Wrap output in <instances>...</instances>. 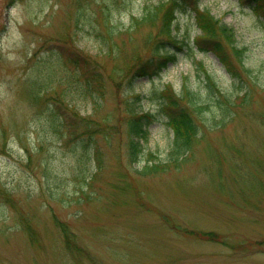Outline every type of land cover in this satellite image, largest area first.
Masks as SVG:
<instances>
[{"label": "rangeland", "instance_id": "obj_1", "mask_svg": "<svg viewBox=\"0 0 264 264\" xmlns=\"http://www.w3.org/2000/svg\"><path fill=\"white\" fill-rule=\"evenodd\" d=\"M156 1L0 0V264H264V70L240 73L243 97L214 52L200 50L189 14L180 28L195 47L173 48L177 61L157 68L164 8L144 16ZM201 3L233 29L244 65L260 67L264 11ZM141 65L145 75L129 84ZM207 71L235 97L230 115L204 109L206 126L178 167L138 174L143 162L126 153L131 110L158 113L142 143L165 165L172 130L148 92L185 82L203 96ZM136 93L137 108L127 102ZM240 147L244 159L232 156Z\"/></svg>", "mask_w": 264, "mask_h": 264}, {"label": "trees", "instance_id": "obj_2", "mask_svg": "<svg viewBox=\"0 0 264 264\" xmlns=\"http://www.w3.org/2000/svg\"><path fill=\"white\" fill-rule=\"evenodd\" d=\"M254 3H258L261 9H264V0H247ZM153 5L155 7H153ZM198 0H158L156 2H150L145 4L146 14L148 19H153L157 15V11L160 7L164 8L163 22L160 32L166 34L163 39H156L154 42V51L159 54L160 51H164L155 60V66L162 69L166 62H175L178 59V52L173 48L184 47L186 49H193L191 43V32L185 30L181 32L179 18L180 15L189 14L194 18V24L200 30L198 39L201 42L200 50L211 49L223 62L227 70L230 71L234 77V85L241 91H243V97L248 94L247 84L240 73L250 76L255 70H264V61L260 67L244 65L242 58L243 48L237 45L235 34L233 29L219 22L218 18L215 17L208 8L200 6ZM148 14V15H147ZM134 18V17H132ZM174 31V32H172ZM111 35V30L108 31ZM168 45H166V41ZM194 42V41H193ZM195 44V43H194ZM178 46V47H177ZM194 46V45H193ZM232 58H235V63ZM149 62V60L147 61ZM145 65H141L134 75L143 76L145 74ZM159 71V70H158ZM253 71V72H252ZM209 78V85L207 91L203 94L206 98L204 99L200 90H191L189 85H182L179 92H176L170 84H165L159 90L154 89L148 92L149 97L159 99L162 112L167 111V121L172 128L173 137L170 143L169 149L165 158L167 163L163 165L159 161H154V155L151 151H144L142 140L146 138L148 134V126L156 120L157 113L152 111L131 110L130 116L126 118L125 124L127 126L128 140L126 146V153L130 162L139 164L143 162L138 174L153 176L162 173L169 169L171 164L177 166L178 160L184 155L192 146L193 140L198 136L201 126L205 127V120H202L204 109L208 110L211 108V112H207L210 118L219 110L221 115L226 117L230 115L229 109L233 105L235 99L227 96L221 91V88L217 85L211 74L207 73ZM257 76L254 77L256 79ZM133 80V79H132ZM130 80L128 83H132ZM254 81V80H253ZM254 84V83H253ZM136 101L140 102V95L138 93L133 94L128 104H133ZM204 101L211 102L207 107ZM264 115V114H263ZM85 142H92L91 135L88 136L87 141L81 138L78 142L81 145H85ZM99 148L95 147L96 156L99 153ZM93 153V150H92ZM258 172L263 168V163L258 162ZM77 166V165H76ZM81 166V165H80ZM79 166L78 173H82L83 170ZM99 164L97 168H99ZM82 175H80V178ZM259 182V181H257ZM120 188H123L122 184ZM82 193V192H81ZM59 229L65 237V243L70 247L73 243L72 232L69 230L65 222L55 218ZM200 237L208 238L211 241H216L217 238L213 231H197Z\"/></svg>", "mask_w": 264, "mask_h": 264}]
</instances>
